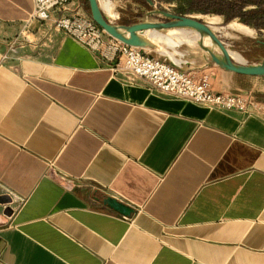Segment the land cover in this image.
I'll return each mask as SVG.
<instances>
[{"label":"crops","instance_id":"0c3cea01","mask_svg":"<svg viewBox=\"0 0 264 264\" xmlns=\"http://www.w3.org/2000/svg\"><path fill=\"white\" fill-rule=\"evenodd\" d=\"M32 8L0 0V264H264V110L127 82Z\"/></svg>","mask_w":264,"mask_h":264},{"label":"rangeland","instance_id":"374dc122","mask_svg":"<svg viewBox=\"0 0 264 264\" xmlns=\"http://www.w3.org/2000/svg\"><path fill=\"white\" fill-rule=\"evenodd\" d=\"M108 1L111 5L112 15L110 17L104 15L113 24L164 21L165 19L161 14L150 12L165 10L174 14L190 16L209 25L225 47L238 53L243 59L242 62L246 64H255L264 58V28H255L243 23L239 18L227 20L222 14L202 10L201 7L208 8L214 4L211 0H152V6L148 5L145 0ZM82 2L84 11L89 15L87 0H82ZM230 22L245 24L250 27V30L246 33L229 28L227 24ZM26 30L28 31L27 28ZM26 30L22 29V36L25 35ZM181 30L184 32H180ZM158 32L161 35L158 38H153V40L149 39L148 45L144 47L148 54L173 62L182 69H191L195 72L199 82L205 84L207 89L223 96L226 100L232 99L231 108L263 112L264 76L248 77L220 68L211 60L209 54V51H212L220 55V50L213 48L198 31L192 28L160 29ZM162 36H170L172 43L164 44L166 42ZM30 40H34V38L31 37ZM20 43L16 39V46L13 48L8 44L3 57L13 59Z\"/></svg>","mask_w":264,"mask_h":264},{"label":"built area","instance_id":"2783aa9c","mask_svg":"<svg viewBox=\"0 0 264 264\" xmlns=\"http://www.w3.org/2000/svg\"><path fill=\"white\" fill-rule=\"evenodd\" d=\"M70 2L33 0V8L25 20L26 28L34 23L50 22L53 28L95 52L114 74L127 82H146L153 91L164 96L221 109L233 105L232 99L226 100L207 89L191 69L185 70L173 62L153 57L143 47L129 45L109 35L80 6L73 8ZM15 43L16 38L8 44L13 48Z\"/></svg>","mask_w":264,"mask_h":264},{"label":"water","instance_id":"95a60500","mask_svg":"<svg viewBox=\"0 0 264 264\" xmlns=\"http://www.w3.org/2000/svg\"><path fill=\"white\" fill-rule=\"evenodd\" d=\"M150 6L152 0H145ZM89 15L91 19L106 33L118 38L119 40L133 46L146 47L148 42L144 40L140 33L148 29H165V28H192L198 32L206 33L209 38L216 43L220 50V55L209 51L211 60L220 68L246 76H264V58L255 64L237 63L229 55L228 49L217 35L203 22L190 16L174 14L165 10H154L150 13H159L164 17V21H140L132 24H113L110 22L101 10L98 0H87ZM109 206L122 214H129L131 208L127 205L107 197L104 200Z\"/></svg>","mask_w":264,"mask_h":264},{"label":"trees","instance_id":"16d2710c","mask_svg":"<svg viewBox=\"0 0 264 264\" xmlns=\"http://www.w3.org/2000/svg\"><path fill=\"white\" fill-rule=\"evenodd\" d=\"M214 4L210 7H201L202 10L222 14L227 20L239 18L243 23L264 28V10L260 8L264 5V0H211ZM255 5V8L243 10L246 5ZM262 18V20H261Z\"/></svg>","mask_w":264,"mask_h":264},{"label":"bare ground","instance_id":"6f19581e","mask_svg":"<svg viewBox=\"0 0 264 264\" xmlns=\"http://www.w3.org/2000/svg\"><path fill=\"white\" fill-rule=\"evenodd\" d=\"M98 4H99V6H100V8H101V10L103 11V13L107 16V17H110L111 15H112V10H111V5H110V3H109V1L108 0H98ZM113 17V16H112ZM212 31H213V29L209 26V25H207ZM227 27H229V28H232V29H236V30H239V31H241V32H246V33H248L249 32V30H250V27H248L247 25H245V24H242V23H235V22H230V23H228L227 24ZM161 28H159V29H148V30H144V31H142L141 33H140V36L144 39V40H146L148 43H149V39H152L153 40V38H158L161 34H159V32H158V30H160ZM171 29H174V28H165L164 30H171ZM248 31V32H247ZM180 32H184V31H180ZM195 32V31H194ZM199 34L201 35V36H203V38L209 43V44H211V46L213 47V48H218L217 47V45H216V43L215 42H213L210 38H209V36L206 34V33H204V32H199ZM146 35V36H145ZM148 37V38H147ZM163 38H164V40H165V42L166 43H164V44H169V43H172V39H171V37L170 36H162ZM151 40V41H152ZM156 41V40H155ZM155 43V42H154ZM228 52H229V55H230V57L235 61V62H237V63H242V61H243V59H242V57L238 54V53H236V52H232V51H230V50H228Z\"/></svg>","mask_w":264,"mask_h":264}]
</instances>
